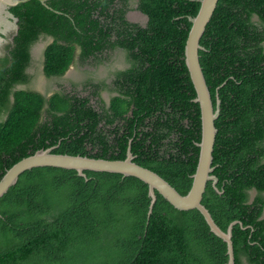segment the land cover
I'll use <instances>...</instances> for the list:
<instances>
[{"label":"trees","instance_id":"16d2710c","mask_svg":"<svg viewBox=\"0 0 264 264\" xmlns=\"http://www.w3.org/2000/svg\"><path fill=\"white\" fill-rule=\"evenodd\" d=\"M199 1L139 0L149 22L134 26L135 45L121 42L138 60L121 74L126 97L113 100L112 113H97L85 98L16 89L31 80L32 52L44 39H54L44 53L48 78L67 72L76 47L87 58L95 31L104 33L93 11H107L108 0L13 7L19 30L0 58V180L39 150L124 160L131 148L134 162L186 195L202 136L185 63L188 18ZM200 44L214 107L217 93L221 100L212 163L218 191L209 182L202 204L224 232L237 222L235 264H264V0H219ZM85 174L42 167L19 177L0 198V264H228L227 244L198 210L179 211L156 192L149 216V187L141 180Z\"/></svg>","mask_w":264,"mask_h":264},{"label":"water","instance_id":"95a60500","mask_svg":"<svg viewBox=\"0 0 264 264\" xmlns=\"http://www.w3.org/2000/svg\"><path fill=\"white\" fill-rule=\"evenodd\" d=\"M30 0H0V58L3 57L5 46L13 42L17 35L19 19L11 12L17 5ZM47 6L48 0H39ZM200 8L195 17L189 16L192 24L185 46V63L192 84L196 91L194 102L199 104L201 110V142L198 144L200 153L195 174L192 176L191 189L186 195L180 194L173 186L156 172L140 166L134 162L135 157L128 149L124 160H109L91 158L88 156H72L67 154H55L54 148L39 150L13 165L0 180V198L8 193L11 187L17 184L19 177L26 171L53 167L65 170H74L78 176L87 179L86 171L121 174L123 177H135L149 187L151 203L149 216L152 214L157 195L160 194L169 204L179 211L198 210L204 217L212 233L221 238L227 244L228 264H235L234 245L232 241L233 222L224 232L215 222L211 212L202 204L204 194L209 182L217 190L218 178L212 175L214 168L213 152L218 130L215 122L221 111V100L216 94L217 103L214 107L211 92L206 82L200 63L199 51L204 50L201 39L208 24L214 16L219 0H200ZM218 91V90H217ZM218 191V190H217Z\"/></svg>","mask_w":264,"mask_h":264},{"label":"flooded vegetation","instance_id":"af4514ba","mask_svg":"<svg viewBox=\"0 0 264 264\" xmlns=\"http://www.w3.org/2000/svg\"><path fill=\"white\" fill-rule=\"evenodd\" d=\"M108 2L107 11L103 12V8L100 6L93 11L94 21H97L95 26L98 24L100 28L104 29V33H100L99 29L95 31L90 55L84 59L81 48L76 47L73 55V62L62 77L48 78L45 76L46 79H51L53 85H55L53 89L54 92L48 97L43 95L47 99L51 98L56 93L66 95L69 98L77 96L82 99H88V105L97 113H101L103 110H108L109 113H112L110 109L113 100L119 97H126L123 95L122 90L125 89L127 81L121 77V74L132 68V65L138 60L136 59L138 56H134L136 52H132V56L129 55L126 48L120 45L121 42L127 44V41H131V43L135 45L139 41V34L134 26H138L142 29L146 28L149 17L138 9L139 0H108ZM122 16H124V20H121ZM128 24H130L131 27ZM109 29L110 33H108ZM118 34H121V38H119ZM131 34L136 37V39L128 38ZM53 41V38L42 40L39 44L45 47V49L43 53L39 52L38 55L34 51L36 47L34 48L32 52L33 65L28 70L31 80L27 84L17 86V90H24L22 87L30 86L34 74H36L40 68H42L41 70L44 73V53ZM113 43H116V45L113 46ZM135 50H139V48H135ZM137 54L139 55V52H137ZM5 55H7V53L4 50L3 57ZM73 65L82 73L86 74V78L82 83L77 82L75 76H67V73ZM131 112L132 111H129L125 117L130 116ZM110 137L113 138L114 135Z\"/></svg>","mask_w":264,"mask_h":264},{"label":"rangeland","instance_id":"374dc122","mask_svg":"<svg viewBox=\"0 0 264 264\" xmlns=\"http://www.w3.org/2000/svg\"><path fill=\"white\" fill-rule=\"evenodd\" d=\"M45 47H43L41 44H38L35 48V53L38 55L39 52H44ZM41 50V51H39ZM41 55V53H40ZM42 68L39 69V71L34 74V78L32 80V83L30 84V86L28 87H22V89L24 90H31V91H36L38 93H41L42 95H45L46 97H48L52 92H54V86L52 83V80H48L46 79L43 71L41 70ZM73 74V75H72ZM71 75V76H75V80L77 82L82 83L83 80L86 78V74L82 73L79 69H77L74 65L72 66V68H70L69 72L67 73V76ZM52 83V84H50ZM55 84V83H54ZM251 195V200L256 196V192L255 191H251L250 192Z\"/></svg>","mask_w":264,"mask_h":264}]
</instances>
